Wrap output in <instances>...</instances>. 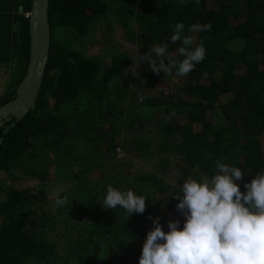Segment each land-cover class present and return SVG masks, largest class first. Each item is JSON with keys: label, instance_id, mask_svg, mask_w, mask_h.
Listing matches in <instances>:
<instances>
[{"label": "trees", "instance_id": "trees-1", "mask_svg": "<svg viewBox=\"0 0 264 264\" xmlns=\"http://www.w3.org/2000/svg\"><path fill=\"white\" fill-rule=\"evenodd\" d=\"M31 8L32 0H23V11L29 13ZM112 11L120 15L118 19L137 21L138 41L150 46L154 41L165 43L174 25L184 23L183 35H192L194 45L203 41L205 59L187 77L165 78L163 72L159 76L153 73L149 63L140 58V77L151 87L160 88V96L143 97V89H135L126 106V85L111 99L115 81L131 58L118 51L107 54L106 60L82 53L58 43L55 31L71 29L77 36H85L98 17ZM49 15L51 53L37 105L21 119L14 117L0 126V170L15 168L30 153L34 140L47 142L52 138L56 149L71 148L68 130L72 110L76 113V108L85 105L72 103L84 92L89 104L82 112L88 115L85 131H79L78 136L87 137L92 128L99 132L108 124L110 130L99 132L97 137L107 138L110 153L119 146V134L125 126L154 124L162 136L160 154L167 156L168 164L163 165L177 163L180 183L189 176L212 175L215 162L220 160L245 172L237 182L245 191L244 184L264 167V0H50ZM18 20L16 51L21 74L0 96V106L15 98L30 61V18L23 14ZM195 23H210L211 30L189 33L188 28ZM180 46V42H169L167 50L182 59L176 52ZM148 51L144 45L142 55ZM176 80L183 82L175 92L165 93ZM138 95L143 102L138 101ZM224 97L228 100L221 102ZM65 139L67 143L61 145ZM110 185L148 197L147 210L171 208L172 219L180 220L182 227L184 218L176 211L178 201L172 198L179 188L158 174H119ZM159 195L171 201L158 200ZM32 201L30 192L0 188V264H113L112 253L120 259L133 253L135 260L130 259L138 264L146 234L152 228L146 211L127 220L119 207L105 210L94 219L92 231L80 233L60 260L36 210L26 209ZM152 217H160L163 230L168 231V219L156 212Z\"/></svg>", "mask_w": 264, "mask_h": 264}, {"label": "rangeland", "instance_id": "rangeland-1", "mask_svg": "<svg viewBox=\"0 0 264 264\" xmlns=\"http://www.w3.org/2000/svg\"><path fill=\"white\" fill-rule=\"evenodd\" d=\"M113 10L116 11V7ZM113 13L112 11L111 14L98 17L85 36H77L71 29L56 30L55 39L58 43L64 42L77 51L98 55L102 59L112 52H126L132 61L117 77L115 92L111 95V99L126 85L129 87V101L126 102V106L133 100L135 89L142 88L143 97L160 96V88L151 87L140 77V58L143 48L144 45L150 48V45L138 41V22L122 17L118 19L120 15ZM182 82L183 80H176L175 84L165 88L164 92L167 94L175 92ZM227 100L228 97H224L221 102ZM83 104L85 105L79 110L76 108V113L72 110L74 113L71 114L68 130L71 148L56 149V146H52V138L47 142L34 140L30 153H27L15 168L0 170L1 189L16 187L33 194V201L26 209L36 210L42 223L46 225L45 230L55 243L60 260L67 256L80 233L85 232L86 235L95 227L94 219L105 211L102 207L103 197L114 176L151 172L166 179L174 188H181L183 184L179 182L180 176L175 161L170 166L163 165L167 161V156L160 154L162 136L157 126L140 123L131 128L125 126L119 134V146L108 153L107 138L97 137L99 132L110 130L108 124L99 132L92 128L87 137L78 136L79 131H85V120L88 115L82 112L89 104L84 92L72 105L80 107ZM196 126L198 127V123ZM68 139H65L61 145H65ZM58 154H62L61 157ZM56 187H63L65 192L62 195L68 197V203L62 207L55 206L51 195V190ZM157 199L171 201L164 195H159ZM155 208L150 207L151 211L146 209L148 216H153V212L168 220L174 216V212L169 207L155 206ZM130 258L135 260L133 253L130 254ZM130 258L120 259L116 253H112L111 256L113 264H124L125 261L135 264Z\"/></svg>", "mask_w": 264, "mask_h": 264}, {"label": "clouds", "instance_id": "clouds-1", "mask_svg": "<svg viewBox=\"0 0 264 264\" xmlns=\"http://www.w3.org/2000/svg\"><path fill=\"white\" fill-rule=\"evenodd\" d=\"M184 30V23H176L165 43L154 41L141 56L153 73L159 76L163 72L165 78L187 77L205 59L203 41L194 45L193 36L183 35ZM210 30V23L188 28L189 33ZM169 42L181 43L176 52L182 59L168 52ZM137 99L143 102L142 96ZM244 175L241 168L217 160L212 175L187 177L172 195L178 201L176 211L184 218L182 227L180 220L169 219L168 231H164L160 217L149 216L153 226L146 234L138 264H264V167L244 184L242 192L237 182ZM64 192L63 187L51 190L56 207L68 203ZM146 199L132 189L108 185L102 207H119L128 220L132 214L146 211Z\"/></svg>", "mask_w": 264, "mask_h": 264}, {"label": "water", "instance_id": "water-1", "mask_svg": "<svg viewBox=\"0 0 264 264\" xmlns=\"http://www.w3.org/2000/svg\"><path fill=\"white\" fill-rule=\"evenodd\" d=\"M50 0H32L30 18V61L15 98L0 106V126L14 117L21 119L36 108L51 53Z\"/></svg>", "mask_w": 264, "mask_h": 264}, {"label": "crops", "instance_id": "crops-1", "mask_svg": "<svg viewBox=\"0 0 264 264\" xmlns=\"http://www.w3.org/2000/svg\"><path fill=\"white\" fill-rule=\"evenodd\" d=\"M23 0H0V96L20 77L18 27L23 11Z\"/></svg>", "mask_w": 264, "mask_h": 264}, {"label": "built area", "instance_id": "built-area-1", "mask_svg": "<svg viewBox=\"0 0 264 264\" xmlns=\"http://www.w3.org/2000/svg\"><path fill=\"white\" fill-rule=\"evenodd\" d=\"M30 13V12H29ZM29 13H27V16H29ZM118 150H119V148H118Z\"/></svg>", "mask_w": 264, "mask_h": 264}]
</instances>
